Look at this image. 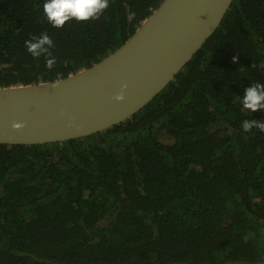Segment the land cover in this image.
Listing matches in <instances>:
<instances>
[{"label": "trees", "instance_id": "16d2710c", "mask_svg": "<svg viewBox=\"0 0 264 264\" xmlns=\"http://www.w3.org/2000/svg\"><path fill=\"white\" fill-rule=\"evenodd\" d=\"M163 0H109L52 26L44 0H0V87L66 77L120 47ZM54 65L25 41L41 34ZM44 47H47L45 45ZM233 57H236L233 61ZM264 0H233L187 65L127 120L0 144V264H264Z\"/></svg>", "mask_w": 264, "mask_h": 264}, {"label": "water", "instance_id": "95a60500", "mask_svg": "<svg viewBox=\"0 0 264 264\" xmlns=\"http://www.w3.org/2000/svg\"><path fill=\"white\" fill-rule=\"evenodd\" d=\"M232 2L163 0L120 47L90 67L52 81L0 87V144L63 142L127 120L184 69ZM124 82L125 98L117 102Z\"/></svg>", "mask_w": 264, "mask_h": 264}, {"label": "clouds", "instance_id": "9594fccd", "mask_svg": "<svg viewBox=\"0 0 264 264\" xmlns=\"http://www.w3.org/2000/svg\"><path fill=\"white\" fill-rule=\"evenodd\" d=\"M108 3L109 0H44L43 12L52 26L60 27L63 26L66 21L72 19L76 21L95 19L108 7ZM45 45H47V47H44ZM52 45V39L43 33L39 37H32L31 40L25 41L26 50L34 58L42 54L46 56V66L49 68L55 63V57H52L49 52ZM235 59L236 57H233V61H235ZM120 89V92L114 96L117 102L124 100V92L127 89V83H121ZM242 107L251 112H256L257 110L264 112V84L257 82L244 89ZM16 126L22 127V125ZM252 127L264 131V122L253 119L251 121L245 120L242 123L244 131H248Z\"/></svg>", "mask_w": 264, "mask_h": 264}]
</instances>
